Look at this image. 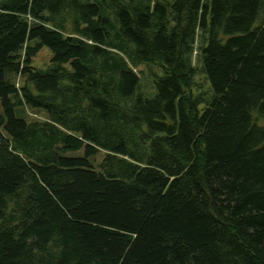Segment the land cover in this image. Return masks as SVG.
<instances>
[{"label":"trees","instance_id":"1","mask_svg":"<svg viewBox=\"0 0 264 264\" xmlns=\"http://www.w3.org/2000/svg\"><path fill=\"white\" fill-rule=\"evenodd\" d=\"M254 113L264 0H0V264H264Z\"/></svg>","mask_w":264,"mask_h":264},{"label":"rangeland","instance_id":"2","mask_svg":"<svg viewBox=\"0 0 264 264\" xmlns=\"http://www.w3.org/2000/svg\"><path fill=\"white\" fill-rule=\"evenodd\" d=\"M51 52L48 48L42 47L40 50L37 52L36 56H34L33 61H32V66L35 67L36 69H45L49 65V61L51 58ZM138 71H141V81L142 83L147 86L150 82L153 81V73H158L160 75V71L157 67L155 66H148L144 63L139 65ZM195 82L199 85L202 86V88L207 87V83L203 78V75L200 73L195 77ZM254 118L256 119V123L264 128V118L257 117L254 113Z\"/></svg>","mask_w":264,"mask_h":264}]
</instances>
